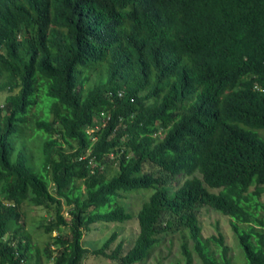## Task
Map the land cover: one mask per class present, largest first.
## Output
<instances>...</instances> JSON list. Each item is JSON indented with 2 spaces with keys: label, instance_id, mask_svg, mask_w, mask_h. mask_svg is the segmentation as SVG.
<instances>
[{
  "label": "trees",
  "instance_id": "trees-1",
  "mask_svg": "<svg viewBox=\"0 0 264 264\" xmlns=\"http://www.w3.org/2000/svg\"><path fill=\"white\" fill-rule=\"evenodd\" d=\"M122 2L67 0L58 37L66 59L41 71L29 63V89L8 105L4 118L0 114V264H86L98 257L109 264H145L157 252L161 236L175 231L180 234L185 264H194V257L200 264H233L222 234L203 236L199 205L229 218L234 243L246 264H264V153L238 143L231 119L222 111L213 129L227 135L231 155L220 152L214 160L211 153L202 159L194 156L198 149L190 136L200 117L190 112L187 101L160 105L161 94L185 78L178 76L176 86L135 84L149 65L121 42V23L115 14ZM197 6L199 12L186 22L196 21L199 29L188 28L173 42L175 52L184 57L177 67L184 68L188 57L200 58L201 68L226 84L219 89L226 101L241 95L231 102V112H250L264 122V59H259L261 76L241 84L219 63L223 58L244 71L254 67L244 61L242 52L226 50L221 42L227 39L231 48L243 50L246 36L264 25V0H201ZM4 39L0 33V46ZM167 72L161 69L159 75ZM0 73L5 79L13 75L5 61H0ZM15 74L26 81L22 70ZM110 91L124 93L112 102L107 97ZM41 93L46 97L39 100ZM43 106L44 116H39ZM174 110L189 118L191 125L184 126L185 118H180L179 124L170 126ZM182 164L188 172L220 171L229 177L210 184L224 187L218 193L188 179L179 191L193 189L197 201L190 216L177 223L170 216L163 219L158 210L168 196L161 188L182 171ZM147 165L161 175L147 171ZM142 190L156 192L139 210L142 202L132 201L131 196ZM26 207L47 214L27 224L22 221ZM134 219L138 236L133 245L126 248L127 242L120 241L112 249L118 236L114 233L101 247L92 246L106 237L102 234L109 224ZM98 228L102 236L86 239Z\"/></svg>",
  "mask_w": 264,
  "mask_h": 264
},
{
  "label": "clouds",
  "instance_id": "clouds-1",
  "mask_svg": "<svg viewBox=\"0 0 264 264\" xmlns=\"http://www.w3.org/2000/svg\"><path fill=\"white\" fill-rule=\"evenodd\" d=\"M199 1L201 0H123L118 5L115 17L121 23L122 44L130 51L139 53L145 64L149 65L141 71L135 84L143 81L144 83L176 86L178 76L185 78L175 89L161 94L160 105L162 107L172 106L174 103L187 101L190 104V112L200 117L199 127L190 136L194 139L198 149L195 157L202 159L211 153L214 160L220 152L231 155L232 147L227 135L223 131L213 129L215 120L222 111L231 119L233 138L252 152L264 153V139L256 132V130H264V122L258 120L250 112L244 114L231 112V102L241 95H231L226 101L219 94V89L226 84L221 85L210 70L202 69L200 58L188 57L189 62L184 68L177 67L184 57L175 52L177 44L173 42L178 41V36L188 28L199 29L196 21L192 24L186 22L188 17L199 12L197 6ZM66 2L67 0H0V33L5 37L0 46V61H5L13 73L7 79L0 73V114L2 118L8 114V105L13 104L30 87L29 63L34 70L41 71L66 59L64 47L58 40L59 22L65 13ZM171 6L174 8L168 16H165ZM221 43L226 50L242 52L244 61L254 64V67L244 71L238 64L220 59L221 68L227 74L237 78V83L255 82L261 76L262 63L259 59H264V25L259 32L246 36L243 50L231 48L227 39H223ZM164 68H167L168 72L162 76L159 75V71ZM17 70L24 72L26 81L15 74ZM123 93L124 91H118L117 94L110 91L107 97L113 102L116 98L123 96ZM44 97L46 96L41 93L39 100ZM45 108L43 106L40 109L39 116H41L40 112L44 113ZM180 118H185V116L177 110L171 112L168 119L170 126L179 124L178 119ZM182 124L190 126L191 121L185 118ZM105 126L104 121L102 128ZM142 129L146 130L145 125ZM90 132L94 133L95 130H90ZM159 135L161 138L165 136L163 131H160ZM93 140L96 141L97 136H94ZM132 156V153L128 155L130 158ZM181 168L182 171L177 170L175 176L169 178V183L161 188L168 193V196L158 210L159 214L162 213L163 219L170 216L177 223L180 217L190 216L197 201L193 189L179 191L186 185L188 179L197 180L209 192L218 193L224 190V187L213 188L210 184H220L229 177L227 172L219 171L217 174L207 175L201 169L188 172L187 165L184 164ZM147 171L156 176L161 175L158 169L151 165H147ZM163 175L166 176L164 173ZM251 190H254V186ZM155 192L156 190H142L141 194L136 193V195L147 196L143 200L145 201ZM202 207L204 206L199 205L197 212L200 226L202 224L199 212Z\"/></svg>",
  "mask_w": 264,
  "mask_h": 264
},
{
  "label": "rangeland",
  "instance_id": "rangeland-1",
  "mask_svg": "<svg viewBox=\"0 0 264 264\" xmlns=\"http://www.w3.org/2000/svg\"><path fill=\"white\" fill-rule=\"evenodd\" d=\"M40 115L43 116L44 113L40 112ZM256 132L259 134L261 138L264 139V130H256ZM146 197L147 196H143V195H135V196L132 195L131 199L132 201L134 199H137L138 201L142 202ZM148 200L149 198L143 201L142 205L139 207V210L142 208L143 204ZM262 201H264V196L262 197ZM64 211L66 212V210ZM25 214H27V216L23 218L22 221L26 222L27 224H30L31 221L32 223H34L35 217L41 219L47 213L40 208L37 209L35 207H30V208L26 207ZM199 219L203 227L204 237L209 238L213 235L218 236L219 234H222L225 243L230 248L229 257L231 258L233 264H246L244 257L241 255L240 250L234 243V236L230 229L228 217H225L220 213L214 211L213 209L204 206L200 209ZM109 225L112 226H110L105 231V233L102 234V235L107 234L106 237L102 239L100 242H96L95 244H92V246L101 247L106 242L107 238L111 237L114 233H117L118 236L116 242L113 243L112 245V249H114V247H116V245L120 241L125 243L127 242L126 244H124L126 248H128V243H131L133 245L134 240L138 236L137 222L135 221V219L120 224L112 223ZM100 230L101 228H98L92 231L91 233L87 234L86 239H94V238L97 239L101 235ZM175 232L161 236L162 242L157 247V252L145 264H172L173 262L176 261L178 262V264H185L183 254L181 253L180 234L178 232L176 233ZM33 235H35V229ZM86 264H109V260L104 259L102 257L91 258V261L90 259L87 260ZM194 264H200L199 260L195 257H194Z\"/></svg>",
  "mask_w": 264,
  "mask_h": 264
}]
</instances>
